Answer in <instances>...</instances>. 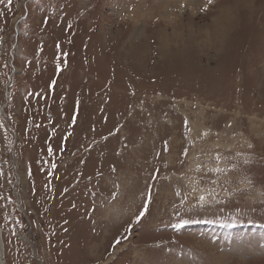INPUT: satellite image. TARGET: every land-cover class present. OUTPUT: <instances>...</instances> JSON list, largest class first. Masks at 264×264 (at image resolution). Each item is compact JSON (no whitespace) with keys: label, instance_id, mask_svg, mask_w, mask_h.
I'll list each match as a JSON object with an SVG mask.
<instances>
[{"label":"rangeland","instance_id":"1","mask_svg":"<svg viewBox=\"0 0 264 264\" xmlns=\"http://www.w3.org/2000/svg\"><path fill=\"white\" fill-rule=\"evenodd\" d=\"M0 230L3 264H264V0H0Z\"/></svg>","mask_w":264,"mask_h":264},{"label":"bare ground","instance_id":"2","mask_svg":"<svg viewBox=\"0 0 264 264\" xmlns=\"http://www.w3.org/2000/svg\"><path fill=\"white\" fill-rule=\"evenodd\" d=\"M5 253V248H4V244H3V240H2V236H1V230H0V264H3V256Z\"/></svg>","mask_w":264,"mask_h":264},{"label":"snow or ice","instance_id":"3","mask_svg":"<svg viewBox=\"0 0 264 264\" xmlns=\"http://www.w3.org/2000/svg\"><path fill=\"white\" fill-rule=\"evenodd\" d=\"M209 3H211V0H209ZM53 167H55V165H53ZM216 171L219 172V171H222V169L217 168ZM203 199H204V197L201 196V197H200V200H203ZM145 211H146V209H145ZM141 215H143V213H142ZM117 243H119V240H117Z\"/></svg>","mask_w":264,"mask_h":264}]
</instances>
